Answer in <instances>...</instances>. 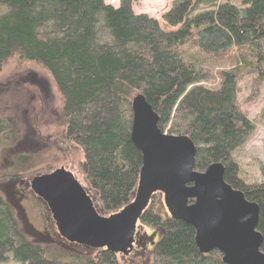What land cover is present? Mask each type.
<instances>
[{
  "label": "trees",
  "instance_id": "trees-1",
  "mask_svg": "<svg viewBox=\"0 0 264 264\" xmlns=\"http://www.w3.org/2000/svg\"><path fill=\"white\" fill-rule=\"evenodd\" d=\"M220 1H173L161 18L178 29L166 31L134 14V0H119L116 9L104 0H0V70L14 59L52 80L63 99L66 140L83 152L99 215L116 214L134 198L142 158L130 139L131 103L142 95L162 134L190 138L195 171L221 164L224 182L258 206L264 255V183L243 180L234 157L253 128L237 104L239 78L249 74L253 92L264 83V0ZM225 58L234 67L219 71L215 88L204 86L207 60ZM8 130L0 119V136ZM138 224L150 231L141 243L153 238L151 264H224L217 251H198L193 228L182 221L147 209ZM16 225L0 194V264L68 262L25 240ZM83 249L71 248L77 258L69 264H119L104 249L79 255Z\"/></svg>",
  "mask_w": 264,
  "mask_h": 264
},
{
  "label": "water",
  "instance_id": "water-1",
  "mask_svg": "<svg viewBox=\"0 0 264 264\" xmlns=\"http://www.w3.org/2000/svg\"><path fill=\"white\" fill-rule=\"evenodd\" d=\"M158 120L142 95L133 98L130 139L142 166L133 200L116 214L100 216L83 187L63 168L31 180L30 188L47 205L59 236L91 250L128 256L139 218L152 196L160 193L169 217L193 228L201 254L217 251L224 264H264L262 237L256 230L258 206L224 182L221 164L195 171L190 138L162 134Z\"/></svg>",
  "mask_w": 264,
  "mask_h": 264
},
{
  "label": "rangeland",
  "instance_id": "rangeland-1",
  "mask_svg": "<svg viewBox=\"0 0 264 264\" xmlns=\"http://www.w3.org/2000/svg\"><path fill=\"white\" fill-rule=\"evenodd\" d=\"M173 1L134 0L131 8L136 15L145 14L156 19L163 30L175 31L178 27L165 26L161 18ZM227 1L241 5L242 0L220 2ZM104 3L114 9L119 6V0H104ZM225 59L207 60L208 65L202 68L208 72V78L202 83L204 86L215 88L219 71L234 67V60ZM239 79L237 104L253 128L243 145L235 151L234 157L240 167V177L249 184H261L264 183V83L253 92L249 74ZM62 109L63 99L45 72L27 64L19 66L14 59L4 64L0 70V119H5L9 124V134L4 138L0 136V194L9 206L23 238L47 246L51 256L64 255L68 259L65 263L69 264V260L77 258L76 253L63 245L49 242L50 238L53 239L48 229L50 216L42 203L27 192L29 188H25V184L29 186L34 177L63 168L89 193L98 208L95 195L85 182L83 152L66 140ZM153 197L148 210L167 215L162 195L156 193ZM136 234L140 239L144 234L150 235V231L138 224ZM152 241L153 238L137 245L130 257L117 256L118 263L151 264L153 246L146 245ZM79 252L84 256L94 254L93 250L83 249ZM1 264L19 263L8 260Z\"/></svg>",
  "mask_w": 264,
  "mask_h": 264
},
{
  "label": "flooded vegetation",
  "instance_id": "flooded-vegetation-1",
  "mask_svg": "<svg viewBox=\"0 0 264 264\" xmlns=\"http://www.w3.org/2000/svg\"><path fill=\"white\" fill-rule=\"evenodd\" d=\"M64 140H65V138H64ZM29 188H27V187ZM25 188H26V190H27V192L29 193V194H31L34 198H37L41 203H42V205L45 207V209H46V212L48 213V215L50 216V222H49V224H48V229H49V231L51 232V235L53 236V239L52 238H50L49 239V242L51 241H53V242H55V243H57V244H59V245H63L64 247H66V248H69V249H71L72 247H76V245L75 244H72V243H69V242H67L66 240H64L62 237H60L59 236V234L57 233V231H56V227H55V224H54V222H53V220H52V217H51V214H50V211H49V209H48V207H47V205L40 199V198H38L36 195H35V193L31 190V188H30V183H29V186H28V184L26 183L25 184ZM48 221V220H47ZM137 240V239H136ZM138 243V244H137ZM139 244H141V240L140 239H138L137 241H135V243H134V245H133V250H132V252L127 256V257H130V255L131 254H133L134 252H135V247L137 246V245H139Z\"/></svg>",
  "mask_w": 264,
  "mask_h": 264
}]
</instances>
